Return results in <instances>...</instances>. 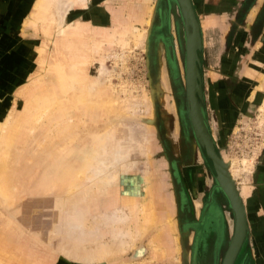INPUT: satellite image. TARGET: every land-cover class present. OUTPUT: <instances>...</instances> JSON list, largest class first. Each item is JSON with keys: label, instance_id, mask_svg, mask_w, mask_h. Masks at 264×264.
I'll return each instance as SVG.
<instances>
[{"label": "rangeland", "instance_id": "rangeland-1", "mask_svg": "<svg viewBox=\"0 0 264 264\" xmlns=\"http://www.w3.org/2000/svg\"><path fill=\"white\" fill-rule=\"evenodd\" d=\"M15 1L0 0V124L7 118L8 127L18 117L27 120L26 125L8 128V135L21 152L11 166L14 170L19 165L13 172L16 185L23 176L29 180L22 188L25 195L14 206L0 199V264H87L57 248L58 240L64 248L87 252L96 243L112 240L124 224L93 222L101 219V213L126 207L121 199L130 186H143V167L149 172L146 187L153 201L150 225L133 246L125 242L122 255L91 264H219L233 231V213L187 117L186 46L176 0H61L62 5L70 3L65 27L79 31L70 41L56 32L60 0H17L18 10L13 12ZM229 1L221 5L217 0L210 8L195 6L201 34V109L215 150L228 164L247 220L253 223L254 199L264 215L263 161L258 159L264 123L256 122L264 95V47L255 48L264 6L249 21L247 13H256L246 5L249 1L242 0V5ZM210 11L229 15L224 30H219L216 17L206 16ZM66 43L73 46L66 48ZM101 62L108 70V80L102 84L96 82ZM143 94L150 102V119L143 115L141 103L133 114L121 116L131 158L121 184L100 190L81 208L82 232L71 231L75 224L70 223L51 233L61 218L54 219L53 196L34 195L33 187L55 173L60 178L51 181L53 187L59 185L77 154L108 124L104 106L108 99L114 97L123 105L141 101ZM39 111L43 113L37 119ZM146 126L151 131L145 152L132 142L141 138ZM132 174L137 181L129 183ZM76 206L70 204L61 216ZM131 214L135 230L137 217L132 210ZM249 224L233 264H264V246L256 245L257 232ZM135 247H144L141 255H134Z\"/></svg>", "mask_w": 264, "mask_h": 264}, {"label": "bare ground", "instance_id": "bare-ground-1", "mask_svg": "<svg viewBox=\"0 0 264 264\" xmlns=\"http://www.w3.org/2000/svg\"><path fill=\"white\" fill-rule=\"evenodd\" d=\"M35 4H33V6ZM57 7L59 8V11H58V19L56 20V32L63 35L62 36L63 38H64V35H67V37H65L64 39L66 41H70L72 40L71 39L72 33L79 32L77 31L78 28L76 27L77 29H75V27L72 25H70L68 28L65 27V22H66L67 15L69 12L70 3L67 2L66 4L62 5V2L60 0L58 2ZM16 10H18L17 0L15 1L13 8H12L13 12H15ZM19 12L21 14L22 12H24V10L20 9ZM197 23H198V28H199L198 20H197ZM148 26H149V22H148ZM134 29H135L134 33L138 34L137 31L139 29L136 27H134ZM145 32L146 31L143 30L141 33L145 35ZM199 34H200V28H199ZM133 39L137 40V42L142 41V39L141 40L136 39L135 36L133 37ZM200 45H201V34H200ZM64 46L66 48H69V47H72L73 45H68V43H66ZM196 51L198 54V48ZM67 60H70V59H67ZM107 74H108V70L105 69V66L101 62L98 68V75L96 76V82L102 84L105 80H108V78H106ZM71 77L73 80H75L74 75H71ZM89 88L91 89L94 87L91 85V87L89 86ZM103 93H101V95H103ZM251 95H253V93ZM140 103L142 104V108L144 109V112H145L143 113V115L145 114L144 116L150 119V117L152 116L151 106H150V102L147 96H145L144 94L142 95L141 101L135 99L132 102L131 101H127V103L123 102L122 103L123 105H119V103L116 101L114 97L108 99L104 103L106 115L109 117L108 124L106 125V127L102 128L100 131L94 134L92 137L91 143L86 144L82 148V150L77 154L76 158L71 163V165L69 164V168H70L69 171H65L63 173L64 178L62 177L60 179L59 185H57L56 188L53 187L54 181L53 180L51 181L52 177L53 179L60 178V175L58 173H55L54 175L50 177V179L48 177V180H39L36 183L37 188L33 187L34 189L32 190L33 191L32 194L34 195H39L42 198L46 194L48 195L52 194L53 196L54 219L57 220L59 216L61 218L57 220V223L55 222L53 223L52 228L50 230L51 233L54 230H56L58 227L65 226L70 223L75 224V228H73L71 231H76L79 233L82 232L85 228H84V221L79 216L81 215L79 214L81 208L88 204V202L94 197L95 193L99 192L100 190H104L111 185L121 184L123 173L126 170H128L131 166V158L127 157L130 142L129 143L127 142V139H126L127 136L125 137L124 136L125 133L121 130V127L123 126L122 117L125 116L126 114H131V113L133 114L136 107L137 106L139 107ZM40 107H41L40 108L41 110L45 109V107H42V105ZM257 111L258 113L256 116V122L257 124L261 125L264 123V95L258 102ZM41 113L43 112L39 111V115L36 116L38 117L37 119L40 118ZM8 123L9 121L7 118L6 121H4L3 123L1 122L0 124V199L4 201L5 203L14 206L15 203H18V201L22 198V194L26 192L23 189L25 188L24 183H27L25 179H28V178H24L25 182H23L24 181L23 180L24 176H23L22 182L18 183L19 185H16L17 184L16 182L18 179L15 178L16 180H14L13 172L15 171L16 168H18L19 165L13 168L14 170H12L11 166L13 165L14 159H16V157L18 156V152H20L19 151L20 147L17 148L11 144L10 142L11 137H9L8 135V130L11 128L12 129L18 128V126L21 123H23V125L24 124L26 125L27 120H23V118L21 119L18 117L9 124V127L7 126ZM147 124H149V121H147ZM131 126L132 125H129L130 128ZM142 130L144 132L141 134V138L139 137L140 135L138 137L136 136L137 138L135 137L136 140L134 143L132 142V144H134L135 148L137 149L141 148L142 150H145L146 152V148L149 142L148 133L151 131V126L143 127ZM112 139L114 141H111ZM19 157H20V154L18 158ZM220 159H221V163L223 162L224 164L222 165L225 170L226 177L228 178L231 184L233 183L234 189L236 190L238 196L240 197L238 190L236 188V185L229 173L228 164H225V162L222 160L221 157ZM20 162H17V164ZM23 162L24 161L22 159L21 165H23ZM143 170H144V173L143 175H141L142 177L141 181L143 183V186L140 189H137V187L135 186H130L129 190L126 192L125 195H123L121 199L120 203L126 204V207L123 208V207L117 206L111 210H108L107 212L101 213L102 215L100 216L101 219L98 220V222H97V219L95 220V222H93L95 223L94 225L100 222H102L101 225L103 224L105 225L124 224V228L121 231H119L115 236L113 235L114 238L112 240H110L108 243H105V245H103L102 243H96L93 246V248H91L88 252L82 248L74 249V247L72 246H70L69 248H64V244L61 243L60 240H58L57 242L58 244L57 248H61V250L65 254L69 255L70 257L74 256V259L75 258L81 259L87 264H91V263L107 262L110 259H114L118 257L119 255H122V253L125 252L126 250L125 248L126 241L127 242L129 241L130 246H133L135 242L140 238L142 233L146 231V228L150 225L149 223L152 221V218L154 217L153 216L154 214L153 201L151 197L149 196V193L147 192L148 189L146 187L148 185V173L149 172L146 167L145 169L143 167ZM234 170H235V163L232 161V164L230 167V171L232 175L234 174ZM136 177H137L136 174H132L129 177V180H128L129 183L136 182L137 181ZM247 179H248V176H247ZM87 183L89 185H87ZM80 187L82 191L78 190ZM240 200H241V207H242V212H243L244 221H245L244 229L246 230L248 229L246 208H245L244 203L242 202L241 197H240ZM74 202L77 204V206L75 207V210L74 211L71 210L67 213V215L61 216V214H65L70 204H73ZM131 210L134 212V214H136V217H137L136 218L137 226L135 230L133 229L132 219H134V217L131 214ZM92 218H93L92 220H94V217ZM143 251H144V247H140V248L138 247L134 250V255L136 256L141 255Z\"/></svg>", "mask_w": 264, "mask_h": 264}, {"label": "water", "instance_id": "water-1", "mask_svg": "<svg viewBox=\"0 0 264 264\" xmlns=\"http://www.w3.org/2000/svg\"><path fill=\"white\" fill-rule=\"evenodd\" d=\"M180 15L182 17L185 37V100L186 113L193 135L203 147L206 156L210 159L217 185L225 194L232 210L233 232L230 234L226 247L223 251L219 264H232L236 252L246 234L245 221L241 207V200L233 183L226 177L223 162L219 153L215 150L213 140L207 130L206 121L203 117L201 102L202 95L199 85L198 54L200 47V34L194 8L190 0H176ZM223 164V165H222ZM221 183V184H220Z\"/></svg>", "mask_w": 264, "mask_h": 264}, {"label": "crops", "instance_id": "crops-1", "mask_svg": "<svg viewBox=\"0 0 264 264\" xmlns=\"http://www.w3.org/2000/svg\"><path fill=\"white\" fill-rule=\"evenodd\" d=\"M243 1H245V4H246V1H249V2H247L246 5L251 4V8H253V7L255 8L254 12H256V13H253V11H252V14H250V12L247 13L249 21L255 20V16L257 15L259 8L261 9L262 6H264V0H243ZM191 3H192V6L194 8V11H195V6H199V7L203 8V5H206V6H209V8H210V7L215 6V4L217 3V0H191ZM218 3H220L221 5L222 4L225 5L227 3H230V1L229 0H218ZM231 3L232 4L237 3L238 5H242V0H231ZM98 7H102L104 9H106L105 6H98ZM216 11H215V13L210 11L209 13L206 14V16L212 17L213 20L216 17L215 21L217 22V24L219 23V30L222 31L227 27L226 22H227V20H229V18H228L229 15H227V14L225 15V13H222V12L218 13ZM93 14L95 16V12ZM108 17L110 19L109 15H108ZM99 20L104 22L103 17H102V19L99 18ZM261 21H262L261 22L262 23V29H261V32L256 37L255 48L260 46L261 44H262V47H264V18ZM263 50H264V48H263ZM258 154H261L260 156H258V159H259V161H263L262 166H263V173H264V146H263V149L260 148V150L258 151ZM263 201H264V195H263ZM254 202L257 205V210L255 209L256 211H252V217L251 218H252L253 223H251V221L248 223H250L249 227L251 228L253 226V228H255V232H257V234L255 233L256 245L262 247V246H264V217H263L264 215H261V211H260V209L258 207V203L256 202L255 199H254Z\"/></svg>", "mask_w": 264, "mask_h": 264}, {"label": "flooded vegetation", "instance_id": "flooded-vegetation-1", "mask_svg": "<svg viewBox=\"0 0 264 264\" xmlns=\"http://www.w3.org/2000/svg\"><path fill=\"white\" fill-rule=\"evenodd\" d=\"M194 246H193V250H192V253L194 254L195 253V250H196V240H194Z\"/></svg>", "mask_w": 264, "mask_h": 264}]
</instances>
